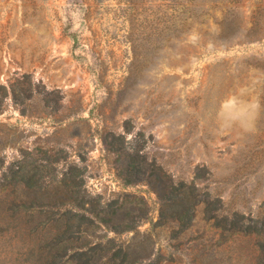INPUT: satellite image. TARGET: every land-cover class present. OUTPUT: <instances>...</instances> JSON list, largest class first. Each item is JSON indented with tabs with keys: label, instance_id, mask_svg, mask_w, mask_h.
<instances>
[{
	"label": "rangeland",
	"instance_id": "1",
	"mask_svg": "<svg viewBox=\"0 0 264 264\" xmlns=\"http://www.w3.org/2000/svg\"><path fill=\"white\" fill-rule=\"evenodd\" d=\"M165 2L0 0V175L20 149L61 148L102 203L143 198L136 228L157 264H260L257 238L222 232L205 204L186 228L158 225L157 195L121 181L105 144L119 134L175 181L194 180L220 199L218 217H264V0H193L168 16ZM225 15L238 26L228 42ZM197 167L206 178L194 179Z\"/></svg>",
	"mask_w": 264,
	"mask_h": 264
},
{
	"label": "trees",
	"instance_id": "2",
	"mask_svg": "<svg viewBox=\"0 0 264 264\" xmlns=\"http://www.w3.org/2000/svg\"><path fill=\"white\" fill-rule=\"evenodd\" d=\"M192 1L166 0L165 15L177 8L179 13L190 10ZM228 17L219 23L220 38L225 42L238 34V26ZM252 23H256L254 19ZM178 28L182 33L188 26L183 22ZM124 141L119 134L106 133L105 144L115 155L121 181L129 185L145 182L157 195L158 225L173 222L179 229L186 228L196 206L205 204L208 218L222 232L257 238L258 259L264 264V217L237 211L218 217L220 199L210 201L194 180L175 181L155 161H148L138 150L130 151ZM19 152L21 157L8 163L0 175V264H157L150 258L151 238L139 236L136 228L147 217L143 198L124 192L102 203L85 186V168L67 162L63 149L42 151L37 158L26 150ZM59 160L65 165L57 174ZM206 177L205 167H197L194 179ZM109 232L134 233L124 242Z\"/></svg>",
	"mask_w": 264,
	"mask_h": 264
}]
</instances>
